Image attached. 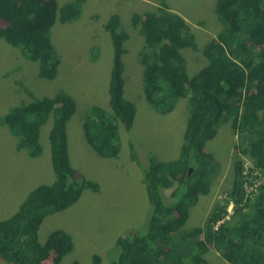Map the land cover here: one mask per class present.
I'll list each match as a JSON object with an SVG mask.
<instances>
[{
	"label": "trees",
	"instance_id": "trees-1",
	"mask_svg": "<svg viewBox=\"0 0 264 264\" xmlns=\"http://www.w3.org/2000/svg\"><path fill=\"white\" fill-rule=\"evenodd\" d=\"M83 2L71 0L59 6L56 0H0V39L21 50L25 66L35 62L40 78L54 80L60 59L51 41V28L57 21H75ZM167 9L165 0H159L158 14L143 13L133 20L134 25L140 24L139 33L145 41V52L137 57L141 68L136 72L138 79L141 74L143 98L153 112L166 115L177 103L188 104L186 127L176 160L160 161L147 154L141 164L130 151V159L142 170L150 212L145 224L133 228H124L130 224L126 211L114 229L112 223L103 227L115 238L113 248L105 252L107 264H210L204 258L208 244L229 264H264V184L246 193L243 162L237 155L232 183L214 191L211 173L217 167L205 151L219 127L230 122L237 133L235 149L264 176V0H216L214 12L220 31L203 48L207 64L192 76L187 74L182 50L193 48L195 36L180 15ZM104 27L112 46L111 115L100 106H91L82 120V131L100 158L111 159L120 151L116 123L129 129L136 107L124 98L122 57L128 36L120 30L116 14ZM33 100L32 108L18 104L0 117V124L17 139L18 150L25 149L36 158L42 152L41 128L52 121L48 142L54 180L31 189L17 212L0 220L2 264H47L49 258V264H61L74 250L73 236L54 230L40 243L38 230L43 220L71 208L83 191H100L99 184L70 163L66 125L76 110L75 100L64 91ZM165 189L172 190L170 197L164 196ZM211 190L225 193V200L233 202L232 218L213 231L212 224L222 218L227 206L215 198L202 226L182 230L189 217L188 207L201 196H209ZM136 211L130 216L141 208ZM146 211H141L143 216ZM96 256L93 264L102 259Z\"/></svg>",
	"mask_w": 264,
	"mask_h": 264
},
{
	"label": "rangeland",
	"instance_id": "rangeland-1",
	"mask_svg": "<svg viewBox=\"0 0 264 264\" xmlns=\"http://www.w3.org/2000/svg\"><path fill=\"white\" fill-rule=\"evenodd\" d=\"M56 1L62 6L71 0ZM166 2L171 11L186 20L195 36L193 48L182 50L187 74L192 76L207 64L203 48L220 31L221 24L214 12L216 0ZM157 5L156 0H84L75 21L65 24L57 21L51 28V41L60 59L58 76L51 81L38 76L35 62L30 61V66H25L27 62L20 49L0 39V117L21 103L32 108L34 98L52 97L59 91L72 94L76 110L66 125L70 163L100 187L97 193L83 191L71 208L43 220L38 230L40 243L54 230H64L73 236L74 250L62 259L61 264H71L74 260L79 264H93L94 254L102 258L99 264H107L105 252L113 248L111 243L115 238L108 235L103 227L112 223L110 227L114 229L123 211H126V219H130V224L124 228L145 224L149 204L142 170L130 159V146L141 164H145L147 154L155 155L160 161L176 160L179 155L188 104L179 102L174 111L166 115L153 112L143 98L141 74L138 79L136 72L141 68L137 57L145 52V41L139 33L140 24L134 25L133 20L143 13H157ZM113 14L119 16L120 30L128 36L124 43L126 53L122 57L123 89L125 98L136 107V116L129 130L116 123L119 154L117 158L103 159L86 143L81 124L92 105L105 108L109 113L112 46L104 25ZM51 125L50 120L41 128L42 152L40 156L31 158L25 149H17V139L0 124V220L17 212L31 189L53 182L48 142ZM237 141V133H233L228 122L222 124L216 136L205 145L206 153L212 155V164L217 167L211 173L214 191L227 188L232 183L235 156L242 159L243 170L252 164L247 156L235 149ZM171 192V189L163 190L165 197H170ZM210 193L188 207L189 217L182 230H190L203 223L209 213L208 206L219 195L212 190ZM138 205L141 211L147 210L145 216L141 211L130 216L129 213L137 212ZM211 251L214 250L211 248ZM212 252L205 254L210 264H228ZM45 262L51 263L50 258Z\"/></svg>",
	"mask_w": 264,
	"mask_h": 264
},
{
	"label": "clouds",
	"instance_id": "clouds-1",
	"mask_svg": "<svg viewBox=\"0 0 264 264\" xmlns=\"http://www.w3.org/2000/svg\"><path fill=\"white\" fill-rule=\"evenodd\" d=\"M157 1V6H156V9H157V13H155V14H158L159 12H158V8H159V0H156ZM165 2H166V0H165ZM167 3V2H166ZM167 7H168V11L169 12H172V13H175V12H173V11H171L170 9H169V5H168V3H167ZM151 13H154V12H151ZM176 14V13H175ZM184 21H186L185 19H184ZM58 76V75H57ZM57 78V77H56ZM55 78V79H56ZM54 79V80H55ZM110 82V81H109ZM109 89V88H108ZM67 93V92H66ZM67 94H69L73 99H74V97L72 96V94H70V93H67ZM124 98H125V96H124ZM127 99V98H126ZM75 100V99H74ZM130 101V100H129ZM75 102H76V100H75ZM92 106H97V105H92ZM91 107V106H90ZM108 107H109V105H108ZM102 109H104L105 110V108H102ZM174 110V109H173ZM106 111V110H105ZM107 112V111H106ZM109 114L111 115V111H110V108H109ZM135 116H136V113H135ZM134 120H135V117H134ZM187 121V120H186ZM120 123V122H119ZM133 123H134V121H133ZM121 124V123H120ZM122 125V124H121ZM133 125V124H132ZM123 126V125H122ZM81 127H82V124H81ZM116 127H117V139L119 138V130H118V125L116 124ZM132 127V126H131ZM130 127V128H131ZM123 128H124V126H123ZM129 128V129H130ZM125 129V128H124ZM129 129H125V130H129ZM50 130V129H49ZM49 133V132H48ZM119 140V139H118ZM92 149V148H91ZM93 150V149H92ZM131 150H133L134 151V149H133V147L132 146H130V151ZM94 151V150H93ZM95 152V151H94ZM96 153V152H95ZM216 199H219V200H221L222 199V202H225L226 203V208H224L225 209V212L223 213V215H222V218H220V220H218V221H216L214 224H212V229H213V231H217V229L220 227V225L221 224H223L224 222H226V221H229L231 218H232V216H233V213H234V209L233 208H235L234 207V204H233V202L232 201H226L225 200V193H223V194H219L217 197H216ZM230 207H232V208H230ZM208 216H209V213L207 214V216H206V218H205V220L208 218ZM204 220V221H205ZM204 221H203V223H204ZM203 223L200 225V226H202L203 225ZM200 239H202V236L200 237ZM208 247H210V249L208 250V252L210 251V252H212L211 251V248L214 250L212 253L213 254H215V256H217V257H220V258H222V256H220L219 255V253L213 248V246H211L210 244H208L207 245ZM216 251V252H215ZM208 252H206V253H208ZM205 253V254H206ZM204 258H205V255H204ZM206 259V258H205ZM223 260H225V258H222ZM226 261V260H225ZM227 262V261H226ZM228 263V262H227ZM229 264V263H228Z\"/></svg>",
	"mask_w": 264,
	"mask_h": 264
},
{
	"label": "built area",
	"instance_id": "built-area-1",
	"mask_svg": "<svg viewBox=\"0 0 264 264\" xmlns=\"http://www.w3.org/2000/svg\"><path fill=\"white\" fill-rule=\"evenodd\" d=\"M242 174V185L246 193H250L254 190L256 191V188L264 184V176L261 175L259 170L253 168L252 164L248 168L243 170Z\"/></svg>",
	"mask_w": 264,
	"mask_h": 264
},
{
	"label": "crops",
	"instance_id": "crops-1",
	"mask_svg": "<svg viewBox=\"0 0 264 264\" xmlns=\"http://www.w3.org/2000/svg\"><path fill=\"white\" fill-rule=\"evenodd\" d=\"M184 102H185V101H184ZM173 111H174V110H172L171 112H173ZM171 112H170V113H171ZM168 114H169V113H168ZM185 127H186V125H185ZM185 127H184V129H185ZM176 159H177V158H176ZM169 161H173V160H169ZM59 213H60V212H59ZM59 213H57V214H59Z\"/></svg>",
	"mask_w": 264,
	"mask_h": 264
},
{
	"label": "water",
	"instance_id": "water-1",
	"mask_svg": "<svg viewBox=\"0 0 264 264\" xmlns=\"http://www.w3.org/2000/svg\"><path fill=\"white\" fill-rule=\"evenodd\" d=\"M191 171V168L189 169V171L188 172H190Z\"/></svg>",
	"mask_w": 264,
	"mask_h": 264
}]
</instances>
